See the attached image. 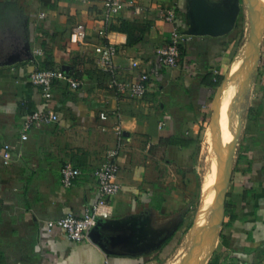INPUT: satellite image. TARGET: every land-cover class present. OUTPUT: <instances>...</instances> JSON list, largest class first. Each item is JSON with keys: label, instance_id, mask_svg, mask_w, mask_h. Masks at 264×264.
Here are the masks:
<instances>
[{"label": "crops", "instance_id": "crops-1", "mask_svg": "<svg viewBox=\"0 0 264 264\" xmlns=\"http://www.w3.org/2000/svg\"><path fill=\"white\" fill-rule=\"evenodd\" d=\"M110 1L0 0L6 6L0 8V63L17 39L31 52L15 65L0 66V264L152 263L167 256L185 232L201 134L224 93L233 47L244 39L236 27L222 37L185 35L188 0H120L123 8L108 21ZM167 9H175L173 22L162 18ZM105 28L118 49L120 80L138 77L134 61L149 73L145 97L109 88L110 75L95 51ZM174 31L185 37L178 67L170 69L159 65L156 51ZM50 68L81 80V87L58 81L53 98L45 99L28 76ZM250 73L244 106V90L232 104H238L242 122L212 255L223 264H264V43ZM230 83L234 88L235 80ZM46 109L59 121L35 126L23 140L25 114ZM6 144L9 164L1 154ZM111 151L117 152L121 191L100 209L89 239L74 242L59 228L50 229L49 222L81 217L98 203L93 172ZM67 163L82 173L70 188L61 182Z\"/></svg>", "mask_w": 264, "mask_h": 264}, {"label": "rangeland", "instance_id": "rangeland-1", "mask_svg": "<svg viewBox=\"0 0 264 264\" xmlns=\"http://www.w3.org/2000/svg\"><path fill=\"white\" fill-rule=\"evenodd\" d=\"M260 5L262 8L259 12ZM241 8L247 34L243 42L237 41L233 47L231 65L224 77L226 78L224 93L220 96L216 109L210 113L201 134L199 149L194 159V166L198 174L194 178L196 179V189L189 195L190 202L184 221L186 223L185 232H181L183 234L180 235V238L174 241L173 250H170L167 256L163 255L164 257L145 264H209L210 260L214 258L212 256L213 249L218 238L222 218L214 229H211V222L208 221L214 214L217 201L220 199L222 202L224 201L225 184L235 155L242 122L239 120L240 112L237 113L238 104L235 105V109L232 104L234 99L244 90L241 107L244 106L245 83L249 80L250 71L256 69V65L260 61L262 43H264V0L259 2L258 0H241ZM252 20L254 23L257 21L256 24L259 27H257V38L252 34ZM253 41L256 46L252 53ZM250 53L253 54L251 69L249 64ZM231 79L235 80L234 88L230 83ZM210 229L211 232H209Z\"/></svg>", "mask_w": 264, "mask_h": 264}, {"label": "built area", "instance_id": "built-area-1", "mask_svg": "<svg viewBox=\"0 0 264 264\" xmlns=\"http://www.w3.org/2000/svg\"><path fill=\"white\" fill-rule=\"evenodd\" d=\"M80 1V0H74ZM123 8L120 0H113L107 4V20L112 14L118 13ZM162 18L167 22H173L176 19L175 9H167L161 12ZM103 43L96 47L97 61L101 70L110 75L109 88L117 94H126L129 98L139 99L145 97L150 87V75L146 70L141 68L139 61L132 63V68L138 70V77L131 81H122L119 78V68L114 63L118 49L108 40L107 29L99 32ZM184 35L174 31L171 35L170 42L167 46L160 47L156 51V57L159 65L165 68L175 69L178 67L180 59V47L184 42ZM74 43H77L79 37L74 33L71 37ZM36 55H43L40 50L36 51ZM29 83L41 90L42 96L50 100L53 98V90L58 81L65 82L72 89L81 87L82 82L79 79L72 78L66 71L58 68L35 69L28 76ZM102 119H106L105 114L100 115ZM59 121L58 114L51 110H33L25 114L22 123V139L27 140L31 130L37 125H51ZM2 157L6 164L11 162V147L6 144L2 151ZM116 151L108 152V160L99 168L95 169L93 176L98 184L99 201L83 216L77 217L70 214L64 218L51 221L48 223L50 229L59 228L67 238L74 242H83L89 239V234L93 231L100 215V209L107 205V200L115 197L121 191L119 181V166L115 159ZM81 170L67 163L61 169V182L66 188L73 186L74 181L81 175Z\"/></svg>", "mask_w": 264, "mask_h": 264}, {"label": "water", "instance_id": "water-1", "mask_svg": "<svg viewBox=\"0 0 264 264\" xmlns=\"http://www.w3.org/2000/svg\"><path fill=\"white\" fill-rule=\"evenodd\" d=\"M189 28L184 32L188 36H210L222 37L230 34L236 27L241 13V0H188L185 5ZM252 34L258 37V28L252 20ZM251 33V32H250ZM256 43H252L251 52L254 51ZM27 57H31L30 48L24 47ZM22 61L20 54H12L0 66H12ZM226 185V184H225ZM226 189V186H225ZM222 213L224 201H221ZM217 215V214H216ZM215 212L209 223L215 218Z\"/></svg>", "mask_w": 264, "mask_h": 264}, {"label": "trees", "instance_id": "trees-1", "mask_svg": "<svg viewBox=\"0 0 264 264\" xmlns=\"http://www.w3.org/2000/svg\"><path fill=\"white\" fill-rule=\"evenodd\" d=\"M6 6L2 7L0 6V8L4 9ZM0 9V10H2ZM244 14L241 13L240 18H239V22L236 26L237 30L240 31L241 33V39H244V37L247 34V28L246 25L244 23ZM25 40L21 39H17L16 41H14L13 43H11V45L8 46V48L6 49L7 52V57L11 56L12 54H20L21 56H25ZM221 80L219 79L217 83H214V87L219 88L221 86ZM209 264H223L220 260H218V258H213L211 259Z\"/></svg>", "mask_w": 264, "mask_h": 264}, {"label": "bare ground", "instance_id": "bare-ground-1", "mask_svg": "<svg viewBox=\"0 0 264 264\" xmlns=\"http://www.w3.org/2000/svg\"><path fill=\"white\" fill-rule=\"evenodd\" d=\"M259 1H263V0H258V2ZM261 8H262V6L260 5V7H259V9H258V11L260 12V10H261ZM264 9V8H263ZM258 14V13H257ZM261 15V14H260ZM259 22V21H258ZM257 23V21H255V24ZM259 24V23H258ZM256 26L258 27V25L256 24ZM259 28V27H258ZM244 61V60H243ZM243 64V63H242ZM246 64V63H245ZM245 64H243V65H245ZM247 65V64H246ZM239 69V68H238ZM214 212H215V218L213 219V221L211 222V229H214L218 224H219V222H220V220H221V217H222V206H221V199L220 200H218L217 201V203H216V208H215V210H214ZM204 224V223H203ZM201 227V226H200ZM211 229H210V231L209 232H211ZM201 232V231H200ZM212 232H214L213 230H212ZM205 238V237H204Z\"/></svg>", "mask_w": 264, "mask_h": 264}]
</instances>
